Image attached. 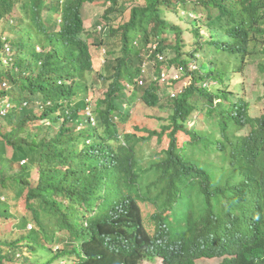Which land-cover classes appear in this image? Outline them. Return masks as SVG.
<instances>
[{
	"label": "trees",
	"instance_id": "obj_1",
	"mask_svg": "<svg viewBox=\"0 0 264 264\" xmlns=\"http://www.w3.org/2000/svg\"><path fill=\"white\" fill-rule=\"evenodd\" d=\"M101 1L104 0H0V60L7 44L12 47L10 55L5 57L11 56V60L0 61V91L6 82L9 92L15 94L27 58H47L46 50L51 46L67 49L73 45L77 59L89 55L82 34L83 8L86 3ZM144 1L131 8L127 23L111 29L113 36L121 34L122 48L119 56L104 64L106 74L117 83L112 84L106 94L103 103L108 106H105L104 118L99 119L108 124L107 114L122 107L125 95L121 80L139 76L143 51L149 43H158L157 51L168 58L165 68L174 64L184 72L183 79L193 77L191 85L169 98L177 137L180 130L187 131L186 125L198 106L213 105L215 97L226 100L233 97L227 90L211 91L206 87L210 81L222 83L231 78V68L237 71L250 55L264 54V0ZM107 2H111L109 15L121 8L127 9L121 0H105ZM181 9L201 11L206 16L209 36L205 43L198 40L191 50L184 49L183 27L168 17V12L174 14ZM187 20L197 23L196 30L192 29L194 36L204 37L201 29L206 25H202V19L198 22L188 17ZM137 38L143 41L140 46L134 45ZM114 47L110 55L117 53V46ZM206 48L198 63L197 54ZM42 83L46 99L56 102L55 108H48L49 112L54 111L52 114L39 115L34 109H17L16 115L9 112L3 116L0 108V230H4L8 220L17 218L18 203L23 192L29 189L24 206L27 214L25 212L11 229L4 230L3 237L0 236V264H43L34 256L35 245L47 249L42 240L48 242L52 238L48 233L52 231L54 220L58 226L69 227L71 236L81 242L82 248L76 249L86 255L82 264H138L137 251L131 244H113L106 249L90 216L76 209L74 203H81L85 195L80 187L92 182V176L87 173L99 165L101 158L95 151H79L80 139L74 129L59 126L62 123L58 122V116L63 102L71 97V90ZM158 89L160 87L154 84L146 88L144 97L150 106L159 105ZM81 103L79 101L76 108ZM244 107L241 98H234L232 105H220L217 116L209 113L222 127L225 140H228L225 119L242 114ZM73 113L67 115L68 120ZM53 114L56 116L51 117ZM34 121L41 122L35 129L29 127ZM261 128L264 131V115ZM61 138L66 144L62 141L57 145ZM10 148L11 156L8 155ZM66 149L77 156L64 153ZM205 151L212 148L206 146ZM224 162L225 169L217 172L210 163L204 165L186 159L173 142L155 166L171 183L167 191L159 195L157 206L165 211L174 205L177 211L174 221L161 218L157 224L168 225L166 232L151 237L139 217L132 242L137 246L141 243L142 247L160 244L183 259L229 255L224 264H264V202L250 197L244 189L254 178L256 168L247 154L235 145L225 153ZM17 165L20 170L16 169ZM34 169H38L40 177L38 185L31 187L30 175ZM9 187L17 192L9 193ZM67 200L72 202L67 206L68 212L64 211Z\"/></svg>",
	"mask_w": 264,
	"mask_h": 264
},
{
	"label": "clouds",
	"instance_id": "obj_2",
	"mask_svg": "<svg viewBox=\"0 0 264 264\" xmlns=\"http://www.w3.org/2000/svg\"><path fill=\"white\" fill-rule=\"evenodd\" d=\"M123 3L127 9L121 8L110 15L108 7L111 6V2L105 3L104 0L100 3H86L83 8L82 34L84 37L83 41L87 44L89 55H83L79 59L75 58L73 45H71L67 49L49 47L46 50L49 53L47 58H27L25 66L19 74L20 85L17 92L15 94L10 93L9 84L6 82L1 86V113L4 116L12 112L14 116L17 109H34L39 115L52 114L54 111L49 112L48 108L50 106L55 108L56 102L53 99H46V88L42 83L44 81L46 84L59 85L71 90V97H68L63 102L64 106L60 110L58 122L62 124H59V126L74 129L80 139L79 151L86 149L95 151L98 157L101 158L99 165L87 173L92 176V182H85L80 187L85 193L84 199L81 203L74 204L81 214L90 216L104 247L108 249L113 244H131L132 248L137 251L138 264H199L204 259L215 258L221 259L220 264H224L226 259L230 257L229 255L214 257L207 255L183 259L160 244L142 247L140 243L137 246L132 242V238L136 235L139 217L143 226L148 228L151 237L164 235L160 232H166L168 225L157 224L161 218L174 221V212H177L174 205L165 211L162 207L157 206L156 202L159 195L166 192L171 183L169 178L159 172L155 166L157 161L165 157L166 151L170 149L173 142L186 159H191L195 163L204 165L210 163L212 169L217 172L226 167L224 162L225 153L232 145L237 146L247 154L256 168L254 178L251 179L244 189L250 197L260 198L264 202V131L261 128L264 108L262 107L259 110L263 112L262 114L252 116L251 110H254L252 100L247 98L245 91L244 93L242 92V86L244 90L250 86V80H245L243 75L249 68L250 61L254 58L259 60L257 68L259 70V78H261L264 87V54L261 55L256 52L250 55L243 67L241 69L238 68L237 71L234 67L231 68V78L228 80H223L222 83L210 81L206 85L211 91L215 90V93L217 88L219 90H227L233 94L230 100H226L223 97H215L213 105H202L198 106V109H194V115L197 116L198 112H200L211 119L209 129L203 131L195 126H190L191 122H195V120H192V114L191 120L186 125L187 131L180 130L176 137L175 130L177 127L174 126L171 118L172 113H170L168 116L170 123L163 126L160 131L146 124V126L141 128L138 127L139 130L145 133L141 136L135 132H122L121 125L130 120L137 98H140L144 104L150 106L144 97L146 88L150 84H154L157 88L158 86L160 87L157 92L158 97L160 96L159 105L150 107L163 108L162 101L166 97L168 99L164 106L166 108L167 105L171 107L169 98L175 97L184 87L193 83L191 75L183 79L184 72L176 65L173 64L171 67L165 68V64L168 63L167 56L157 51L158 43H149L143 51V61L139 64L141 65V74L132 80H121L125 95L122 107L107 114L108 124L101 123L99 118H104V110L108 106L103 101L106 99V94L110 91L112 84L117 83L114 77H109L106 74L104 64L107 60L114 59V57L121 54L119 49L120 53L110 55L112 48L107 41L111 38L119 37L118 43L120 48H122L121 34L113 36L111 29H118L131 18L130 10L129 20L116 24L117 19L122 18L128 10V4L124 1ZM193 12L192 10H186L183 15L193 19H201V17L197 16L198 13L194 12L195 16H192ZM105 14L107 17H104ZM85 15L90 19L91 26H86ZM94 32H98V35L95 36ZM140 44H143V41L137 38L134 41V45L140 46ZM115 46L118 47V44H115ZM98 48L103 49L104 53L102 56L99 55ZM11 50L12 47L8 43L1 54V60L10 55ZM97 54L102 58V68L104 70L102 73L95 72V63L98 60ZM10 60L11 56L5 58L3 62L7 63ZM159 64H161V67ZM196 66L199 68V65ZM94 74H98L102 80L108 83V90L95 101L88 96L95 81L90 80ZM4 90L8 92L4 94ZM234 98H241L246 107H244L242 114L236 113L225 119L228 124V140H225L222 127L216 124V117H210L209 113L217 116V109L220 105H232ZM259 99H263V96H259ZM79 101H82L81 105L84 104L82 108L80 107L81 105L76 108V104ZM211 110L213 112H210ZM72 111H74L73 117L68 120L67 115ZM50 116L53 117L56 114ZM47 119V125H50V119ZM237 120H241L240 123H236ZM78 123H81L80 127L75 126ZM29 127L33 129L38 127L36 121L30 124ZM115 127L118 129L117 131ZM179 134H186L189 139L180 144ZM154 137L161 143L164 138L167 139L168 145L146 161L145 156L141 154L139 145ZM62 141L66 144L65 140L61 138L57 145L61 144ZM206 146L212 148V151L206 152ZM119 147H121V150H119ZM64 153H71L74 157L77 156L75 152H71L69 149H66ZM36 186L31 183V187ZM71 203L70 200L65 202L64 211H69L67 206L71 205ZM143 205L152 209L147 215L144 213ZM86 220L84 219L83 221ZM58 232H61L62 235H59ZM48 234L52 237L50 239L51 242L48 241L49 243L58 245L63 242L64 245L62 248L54 250V248H47L45 244L44 246L47 249L37 248L36 244L34 254L40 253L39 260L41 263L54 264L59 258H74L68 264L83 263V258L86 255L85 253L79 254L76 249L77 247L82 248L81 242L75 240L66 227L58 226L56 220H54L52 231ZM48 249H51L50 252L52 254L48 258H44L43 254ZM54 252L56 253L53 254Z\"/></svg>",
	"mask_w": 264,
	"mask_h": 264
},
{
	"label": "rangeland",
	"instance_id": "obj_3",
	"mask_svg": "<svg viewBox=\"0 0 264 264\" xmlns=\"http://www.w3.org/2000/svg\"><path fill=\"white\" fill-rule=\"evenodd\" d=\"M124 2H126L128 4V10L124 13V16L122 18H118L117 19V23L116 24H120L122 22H126L129 20L130 18V10L131 8L136 5V4H144L145 1L144 0H123ZM191 11V10H190ZM186 13V10H179L177 13H169L168 12V17L173 21L176 22L177 24H180L183 29H184V46H185V50H191L193 48H195L198 44V40L205 43V41L207 40L208 36H209V31L207 30V23H206V16L205 14H203L201 11L197 12V16L201 17L202 19V25L203 23L206 25L205 27L203 26V28L201 29V34H203L204 37L202 38H198V36H194V30H192L193 28H195L196 30V26L197 23L193 22L190 23L187 20V16H183V14ZM188 14V13H187ZM193 14V15H192ZM191 15L195 16V13L193 12ZM86 26H91V22L90 19L88 18V16H86ZM197 17V18H198ZM198 22H200L199 19H197ZM193 24V25H192ZM118 26V25H117ZM105 32V31H103ZM94 35L97 36L98 32H94ZM174 35L172 36V43H174L173 40ZM119 41V37L117 38H111L107 41V43L109 44V46L113 49L115 48V44H118L117 47V53H120L119 49H120V45L118 43ZM187 42V45H186ZM207 52V48L203 49L202 52H199L197 54V59H198V63L200 62V59H203L204 54ZM98 53L100 56H102V54L104 53L102 48H98ZM97 54V58L98 60L96 61L95 65V72L96 73H102L104 72L103 68H102V58ZM259 60L254 58L250 61L249 63V68L247 69L246 73L243 75V77H245V80H250V86L247 89H243L242 86V92L244 93V91L246 92V96L247 98H251L252 100V105L254 110H251V114L252 116H259L260 114H262L263 112L259 111L262 107L264 108V87L262 85V80L261 78H259V70L257 68V64H258ZM90 80H95L94 84L89 92V98H92L93 101H95L97 98L103 96L104 92H106L108 90V83H106L104 80H102L98 74H94ZM141 91V90H140ZM259 96H263V99H259ZM168 99L166 97L163 98V108H153L150 106H147L146 104H144L140 98H137L136 100V104L134 105V109L131 115L130 120L121 125V130L122 132H135L137 135L141 136L143 134H145L143 131L139 130L138 127H143V126H150L152 128H157L158 131H160L161 128H163V126L168 125L170 122L168 120V116L171 113V107H169L168 105L166 106V108H164V106L166 105ZM38 112H40V110H38ZM192 120H195V122H191L190 126H195L197 128L202 129L203 131L207 130L210 128V120L208 118V116H206V114H202L200 112H198V115H194L192 116ZM38 124L41 123L40 121L37 122ZM76 127H80L81 123H78L75 125ZM189 136L186 134H179V142L180 144H182L185 140H188ZM168 145V140L164 138L163 142H158L157 138L154 137L149 141H144L139 145V148L141 149V154H143L146 158V161L151 159L152 157H154L158 152H160V150L164 147H166ZM8 155L11 156L12 155V149H9ZM18 166V165H17ZM16 169L20 170V166H18ZM38 178H39V173L37 171V169H34L30 175V181L32 183L33 186H36L38 183ZM9 193L14 194L15 192H17V190L13 187H9L8 189ZM28 188L23 192L22 194V199L19 201L18 205L20 206V212H16L17 213V218H11L10 220H8L5 224L4 230H9L11 229L12 225L15 223L16 220H18L20 217H23L25 214H27V212L24 209V206L26 205V195L28 193ZM0 191H2V189L0 188ZM14 203V202H13ZM15 205V204H14ZM143 210L145 215L148 214V212H150L152 209L149 206H145L143 205ZM26 212V213H25ZM25 213V214H24ZM147 219V217H146ZM2 221V220H0ZM2 224V223H1ZM3 227V224H2ZM149 229H151L150 226H148ZM3 228L0 230V236H2L3 232H4ZM67 231L70 233L69 227L67 228ZM59 235H62L61 232H58ZM43 243L46 245L47 248H54V250H56L57 248H62V246L64 245L63 242H61L58 245H53L52 243L46 242L44 239L42 240ZM56 252H54L53 254H55ZM52 253L50 251H45L44 258H48ZM35 258L39 259L40 257V253L34 254ZM72 259L74 258H59L54 264H68ZM221 259H204L202 261L199 262V264H220L221 263Z\"/></svg>",
	"mask_w": 264,
	"mask_h": 264
}]
</instances>
